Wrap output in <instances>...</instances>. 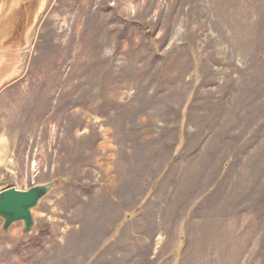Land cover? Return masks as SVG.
Here are the masks:
<instances>
[{
    "label": "rangeland",
    "instance_id": "rangeland-1",
    "mask_svg": "<svg viewBox=\"0 0 264 264\" xmlns=\"http://www.w3.org/2000/svg\"><path fill=\"white\" fill-rule=\"evenodd\" d=\"M53 183L0 264H264V0H0V193Z\"/></svg>",
    "mask_w": 264,
    "mask_h": 264
},
{
    "label": "water",
    "instance_id": "water-1",
    "mask_svg": "<svg viewBox=\"0 0 264 264\" xmlns=\"http://www.w3.org/2000/svg\"><path fill=\"white\" fill-rule=\"evenodd\" d=\"M56 184L36 186L28 191H19L15 188L0 193V220L3 221L4 231L18 222L24 224L25 234L31 233L35 226L33 211L41 201L48 196Z\"/></svg>",
    "mask_w": 264,
    "mask_h": 264
}]
</instances>
